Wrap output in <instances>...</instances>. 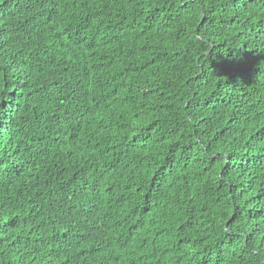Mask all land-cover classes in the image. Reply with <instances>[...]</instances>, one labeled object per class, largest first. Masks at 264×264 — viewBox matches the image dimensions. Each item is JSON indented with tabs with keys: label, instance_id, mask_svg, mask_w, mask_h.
<instances>
[{
	"label": "trees",
	"instance_id": "trees-1",
	"mask_svg": "<svg viewBox=\"0 0 264 264\" xmlns=\"http://www.w3.org/2000/svg\"><path fill=\"white\" fill-rule=\"evenodd\" d=\"M0 264H264V0H0Z\"/></svg>",
	"mask_w": 264,
	"mask_h": 264
}]
</instances>
